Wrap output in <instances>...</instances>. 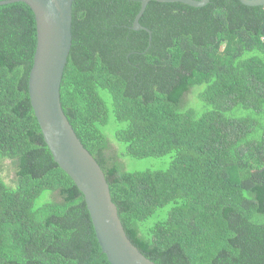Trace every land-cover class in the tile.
Here are the masks:
<instances>
[{"label":"trees","instance_id":"16d2710c","mask_svg":"<svg viewBox=\"0 0 264 264\" xmlns=\"http://www.w3.org/2000/svg\"><path fill=\"white\" fill-rule=\"evenodd\" d=\"M139 7L73 0L62 109L144 256L264 264V5L151 0L139 18L149 47L131 29ZM35 43L30 7L0 5V264H110L31 107ZM139 107L147 150L129 153Z\"/></svg>","mask_w":264,"mask_h":264},{"label":"water","instance_id":"95a60500","mask_svg":"<svg viewBox=\"0 0 264 264\" xmlns=\"http://www.w3.org/2000/svg\"><path fill=\"white\" fill-rule=\"evenodd\" d=\"M27 4L34 14L36 43L28 75V95L34 115L54 161L72 179L82 193L96 239L110 264H156L144 256L128 238L112 201L105 174L77 137L60 101V84L71 48L73 0H0ZM140 0L131 29L148 33L139 18L147 3ZM182 2L202 7L209 0H155ZM244 5H264V0H238Z\"/></svg>","mask_w":264,"mask_h":264},{"label":"rangeland","instance_id":"374dc122","mask_svg":"<svg viewBox=\"0 0 264 264\" xmlns=\"http://www.w3.org/2000/svg\"><path fill=\"white\" fill-rule=\"evenodd\" d=\"M190 100H194V97H195V94H194V92H191V93H189L188 94V96H187ZM141 107H142V104H141ZM142 109H144V108H138V110H136V112L134 113V116H133V124L135 123V126H136V128H135V126H134V128L132 129V131H131V133H130V135L131 136H134L135 137V140L138 142H136V143H134V140L133 141H131V143L128 145V148L129 149H131L130 151H129V153H134L135 152V150L137 149V148H135L134 146H136V144L138 145V147L139 148H142L144 151H146L147 150V148H146V142H147V140H146V137H145V134H144V132H143V130H141V129H146L147 128V126H146V124H144V123H142V122H140V120H141V112L142 111H144V110H142ZM146 112V111H145ZM146 114H148L147 112H146ZM145 126V127H144ZM148 128H149V126H148ZM135 130H136V132H135ZM131 146V147H130ZM133 146V147H132ZM142 150V151H143ZM134 151V152H133ZM139 153V152H138ZM4 171H3V176H4V178L7 180V181H10L11 180V178L13 177V171H12V169H11V166H10V163H9V161H5V163H4ZM169 208V206H167V207H165V208H162V209H160L159 211H157L156 213H154L152 216H150L149 218H147L146 220H145V222H144V224L145 225H151V224H153L156 220H158V219H160V218H163L164 217V213H165V210H167Z\"/></svg>","mask_w":264,"mask_h":264},{"label":"clouds","instance_id":"9594fccd","mask_svg":"<svg viewBox=\"0 0 264 264\" xmlns=\"http://www.w3.org/2000/svg\"><path fill=\"white\" fill-rule=\"evenodd\" d=\"M145 127V126H144Z\"/></svg>","mask_w":264,"mask_h":264}]
</instances>
